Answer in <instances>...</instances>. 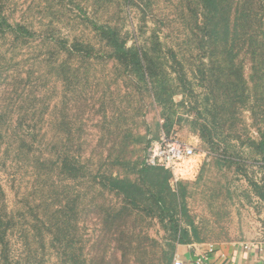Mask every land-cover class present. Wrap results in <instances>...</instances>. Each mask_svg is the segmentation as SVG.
<instances>
[{"label":"rangeland","instance_id":"obj_1","mask_svg":"<svg viewBox=\"0 0 264 264\" xmlns=\"http://www.w3.org/2000/svg\"><path fill=\"white\" fill-rule=\"evenodd\" d=\"M4 2L15 21L33 27L39 33L45 31L40 29L42 24L52 25L68 37L70 42L79 40L99 49L97 35L82 21L86 16L118 27L122 35L127 37L129 45H146L153 51L167 53V56L174 54L178 59L181 58L180 53H183L181 50L188 51L189 44L193 43L191 52L185 55L187 63L193 64L198 56L194 49L196 37L187 35L194 18L186 4L180 5V0ZM202 15L200 10V25L203 24ZM196 32L199 33V30ZM43 38L46 37L29 42L15 40L12 36L0 38V55L3 56L0 68V107H8L13 113L5 124V134L8 131V135L12 136L14 128L16 135H24L32 129L36 132V140L30 152L5 140V145H9L8 153L5 150L0 153L1 178L6 189L2 214L15 217L16 229L8 238L7 250L9 256L14 257V262L26 255L22 236L24 231L33 233V227L39 225L41 219L65 222L60 216L61 211L65 209V213H68L71 207L75 209L76 216L71 224L65 222L66 226L79 243L77 249L86 243L82 253L88 257L92 254L90 247L102 236L100 233L103 226L106 227L103 224L106 219L103 210L92 205L91 201L97 200L104 205L103 208L109 206L118 209L122 205V199L114 194L91 188L90 180H73L64 176L61 178L57 173L48 174L43 164L45 159L56 163L59 155L66 152L76 156L82 163L92 164L91 175H94L101 162L111 157V149L115 148L116 153H120V149L125 147V160L131 162L132 167H140L146 155L145 145L133 143L127 139V134L132 133L133 139L136 132L140 135L143 133L146 139H152L163 133L162 108L153 104L149 98L132 97L129 83L119 75V68L113 63L73 60L72 67L80 64L84 66L86 82L82 80V84L78 83V93L71 92L56 72L49 74L50 66L65 61L67 55L61 53L56 62L49 61L53 47L48 41H42ZM189 40L192 42L189 43ZM168 49L172 50L169 52ZM250 59L249 54H242L238 60L250 88L248 97L251 100L248 106L255 102L254 96H262V91L254 92L256 82L250 76L256 73ZM221 61L212 65L216 69L215 75H221L226 67V63ZM256 75L255 79L260 81ZM182 99L184 97L180 94L175 101L178 103ZM78 107L82 108L79 117L76 115ZM183 113L184 110H177V117L182 119L177 121L174 131L179 139L196 147L201 155L184 171L182 182L186 184L185 205L188 210L187 216L181 215L179 205L182 204V198L179 197V223L189 228L198 245L264 244V200L252 185V181L259 182L262 178V163L256 161L258 156L248 139L249 136L258 138L250 109L243 110L239 116L241 121L236 127V135L242 138L236 140L222 134L216 138L213 148L202 144L191 131V116ZM62 122H66L67 127H62ZM232 160L240 165L226 163ZM106 162L109 163V160ZM114 173L121 178H136L124 167H116ZM127 224L136 227L140 239H147L148 251H159L169 236L159 218L133 215L127 219ZM50 237L47 235L46 241ZM107 248L104 252L113 254L117 246L110 243ZM2 249L3 245H0V259L4 252ZM131 255L132 261L140 259L138 252ZM153 256L150 255V258ZM36 261L60 264L50 250L45 253L39 251ZM20 264L26 263L21 261Z\"/></svg>","mask_w":264,"mask_h":264},{"label":"trees","instance_id":"obj_2","mask_svg":"<svg viewBox=\"0 0 264 264\" xmlns=\"http://www.w3.org/2000/svg\"><path fill=\"white\" fill-rule=\"evenodd\" d=\"M180 3L181 6L186 4V8L191 11V16L194 18V23L187 33L188 36L197 39L194 49L198 56L193 64L187 63L185 57L186 53L191 52L193 44L191 40L188 51L181 50L183 51L180 53L181 58L177 59L174 54L167 56V53L153 51L146 45L141 46L136 43L129 45L127 37L122 35L118 27L85 16L82 21L97 35L100 43L98 49L83 41L70 42L68 37L62 35L61 31L56 30L52 25L42 24L40 29L45 31L39 33L27 24L15 21L4 0H0V38L12 36L15 40L29 42L45 36L42 41H48L53 47L49 61L56 62L61 57V53L67 55L65 61L50 66L49 74L56 72L74 93H78V83L82 84V80L84 82L86 80L84 66L80 64L78 67H72L73 60L100 61L117 65L119 75L129 83L132 97L149 98L153 104L162 108V129L167 136L177 135L174 127L177 121L182 119L180 116L177 117V110H184L183 114L191 116L189 121L191 131L198 136L204 146L209 148L214 147L216 138L222 134L240 140L242 137L236 135V127L241 121L239 116L243 110L250 109L258 138L249 136L248 139L251 141L255 155L258 156L256 161L262 163L260 169L263 174L260 181H252V185L259 197L264 200V103L261 102L264 101V0H180ZM77 6L81 8L80 5ZM192 8L198 12L202 11V25L199 24L198 12L196 13ZM197 29L199 33L196 32ZM168 50L170 52L172 49ZM242 54H249L253 70L261 77L254 75L263 81H257L251 74L250 79L256 82L253 86L254 92L262 91V96H254L255 102L249 106L250 88L244 78L242 66L238 65ZM2 60L3 56L0 55V68ZM221 60L226 63V67L221 75H215L216 69H213L212 65L222 62ZM180 94L184 99L177 103L175 98ZM81 109L78 107L76 113L78 117ZM12 114L8 107H0V153L2 150L8 153L9 145H5L7 142L13 145L16 143L19 149L24 148L30 152L36 140L35 129L24 135H16L14 128L12 136L8 135V131L5 134V124ZM61 124L62 127H67L66 122ZM136 134L133 139L132 133L127 134V139L133 143H143L146 154L151 143L159 140L162 133L152 139H146L143 133L140 135L136 132ZM124 149L125 147H122L120 153H116L115 148L111 149V152L109 151L111 157L101 162L94 175H91L92 164L82 163L76 156L66 152L59 155L56 163L46 159L43 163L48 174L57 173L61 178L64 176L73 180L79 178L90 180L91 188L107 191L122 199V205L118 209L109 206L103 208L104 205L97 200L91 201L92 205L103 210L106 218L103 224L106 227L103 226L100 233L102 236L98 237L95 244L90 247L89 251L92 254L88 257L82 253L86 243L84 242L83 247L77 249L79 243L66 226V223L71 224L76 216L75 209L71 207L68 213H65V209L61 211L60 216L66 223L48 222L40 218L39 225L33 227V233L24 231L22 236L26 255L14 262V257H10L7 250H9L8 238L16 229L15 217L2 214L1 207L6 198V189L0 171V245H3L2 252L4 251L1 253L3 255L0 264H20L21 261H25L26 264H43L42 261H36V257L39 251L45 253L48 250L54 253L60 264H132L133 262L172 264L178 245L195 244L189 228L178 221L179 207L181 215L187 216L186 184L180 182L178 192H173L169 171L160 167H149L144 159L140 167L138 165L132 167L131 162L125 160ZM107 160L109 163L106 162ZM226 163L240 165L236 160ZM116 167L129 169L136 178L131 180L115 175ZM179 197L182 198L181 206L178 203ZM133 215L159 218L163 223L169 236L159 251L155 252L152 249L148 251L147 239H140L136 227H129L127 219ZM47 235L51 236L48 241H46ZM110 243L117 246L113 249L116 250L113 254L104 252L108 250L107 246ZM134 252L140 254V259L131 260V254ZM152 254L154 256L150 258Z\"/></svg>","mask_w":264,"mask_h":264},{"label":"built area","instance_id":"obj_3","mask_svg":"<svg viewBox=\"0 0 264 264\" xmlns=\"http://www.w3.org/2000/svg\"><path fill=\"white\" fill-rule=\"evenodd\" d=\"M200 155L201 152L196 147L181 141L177 135L167 136L163 132L160 139L148 147L144 161L149 167H160L169 171L171 173L170 186L172 191L177 193L184 171ZM172 264H184V262L175 253Z\"/></svg>","mask_w":264,"mask_h":264},{"label":"crops","instance_id":"obj_4","mask_svg":"<svg viewBox=\"0 0 264 264\" xmlns=\"http://www.w3.org/2000/svg\"><path fill=\"white\" fill-rule=\"evenodd\" d=\"M175 253L184 264H264V244L178 245Z\"/></svg>","mask_w":264,"mask_h":264}]
</instances>
